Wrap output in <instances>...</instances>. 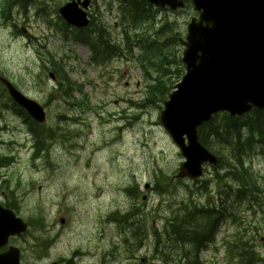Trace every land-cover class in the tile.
<instances>
[{
    "label": "rangeland",
    "instance_id": "1",
    "mask_svg": "<svg viewBox=\"0 0 264 264\" xmlns=\"http://www.w3.org/2000/svg\"><path fill=\"white\" fill-rule=\"evenodd\" d=\"M53 6L54 3L50 8ZM171 14L170 12L160 14L158 21L176 20L183 25L189 15L184 11L173 14V16ZM114 23L115 20L111 24ZM41 27L43 28V26ZM32 32L38 35L41 31L33 29ZM158 39L165 41L163 35ZM42 44H44L43 41ZM171 50L168 51V57L173 56ZM142 51L152 53L154 49L143 47ZM74 52L78 59L69 60L71 78L73 80L91 79L88 84V89L91 91L90 103L96 105L98 101L104 102L100 111L101 116H104V112L113 111H118L119 115L109 116L107 124H104V120L98 117V114L88 113L83 116L80 122L81 125H84L83 133L80 135L83 140L81 141L75 137L77 134L71 124L57 125L54 123L60 112L64 114V118L66 115H71L64 104L57 105L56 103L55 108L48 109L47 123L49 127H54V131L57 133L54 139L55 146L49 150L43 142L38 141L41 142L44 156L33 161L32 150H23L21 146L14 144V142L23 143L28 138L26 132H29V129L24 123L27 122V119L21 118L19 115L15 116L12 109H3V116L0 114V142H4V144L0 145V154L10 157L15 155L17 162L11 167V161L0 156V159L7 160L6 167L0 166V188L7 185L14 189L11 191L13 200L14 202L20 200V210L27 217L38 206L43 208L46 216L60 213L107 215L115 211L124 212L129 204L127 196L123 192L124 188L129 184L133 185L135 180L141 183L148 181L149 173L153 170H158L162 175L170 174L180 161L177 149L158 126L159 110L152 106L139 109L136 105V102L144 98L146 84L135 64L115 61L110 66L109 72H104L85 62V56L88 54L85 47H75ZM65 56L71 57L72 50L67 49ZM34 65H37L34 49L28 48L24 39H11L10 32L0 28V70L13 78L28 83L32 80L33 74L38 72ZM112 78L109 85L108 82ZM166 78L158 84L162 86ZM46 82L47 90H49L52 88V84L47 80ZM31 92L35 94L34 91ZM6 105V103L0 102V109ZM122 108L123 112L120 113ZM120 117L125 119L122 124H130L131 128L119 134L118 140L112 144V138L116 134L112 122ZM56 122L58 123V121ZM88 124L95 132L93 135H88L87 139L88 129H90ZM5 128L6 130H4ZM104 141L109 145L112 144L113 147L105 155L99 156L94 150ZM257 152L258 150H254L249 160L258 156ZM14 161H16L15 158ZM253 167L264 179V156L257 157L253 161ZM19 180H21V184H19ZM263 184L264 181L259 184V187H262ZM152 185L156 195L151 198L149 204L151 208L159 202V197L165 202L186 197L183 187L167 197L165 185L160 179H155ZM206 187L210 186L206 185ZM134 189L138 191L137 187ZM8 195L6 190L0 191V200H5ZM132 198L135 199L133 196ZM137 209L140 211L137 215L135 214L136 219H143L145 212L136 202L133 203L127 214ZM47 219L50 221L52 218ZM38 221L37 226L48 228L43 217ZM115 224V222H106L103 230L109 233ZM42 228L36 229L42 231ZM181 231L185 233L186 228L183 227ZM233 232L232 228H224L220 236L217 237L216 243L200 253L204 264H228L225 251L219 250L217 246L218 243L221 244L224 235H230ZM57 249L58 246L55 245L53 251ZM249 253L252 254L254 261V253L249 247L243 251L244 259L249 261ZM26 258V261L30 262L27 254ZM34 261V258L31 259V262ZM255 264H259V261L255 260Z\"/></svg>",
    "mask_w": 264,
    "mask_h": 264
},
{
    "label": "water",
    "instance_id": "2",
    "mask_svg": "<svg viewBox=\"0 0 264 264\" xmlns=\"http://www.w3.org/2000/svg\"><path fill=\"white\" fill-rule=\"evenodd\" d=\"M194 1L197 9L204 11L200 25L206 22L208 27L200 29L192 25L190 28L193 42L189 53L193 61L178 95L181 102L171 108V115L164 121L172 132L190 130L197 145V127L209 120L212 113L235 104L244 109H250L249 104L264 105V63L256 57V53L262 52L264 61V0ZM171 3L175 8L178 6L175 0ZM257 7L263 13L256 11ZM74 12L72 9L62 11L72 23ZM255 18L263 22L254 27L250 22ZM198 52L202 55L198 56ZM11 92L37 120H45L39 105L14 90ZM200 151L201 158L195 160L198 165L208 157ZM26 228L21 220L0 208V247L7 244L11 235L21 234ZM18 261L19 252L13 248L0 256V264H18Z\"/></svg>",
    "mask_w": 264,
    "mask_h": 264
},
{
    "label": "trees",
    "instance_id": "3",
    "mask_svg": "<svg viewBox=\"0 0 264 264\" xmlns=\"http://www.w3.org/2000/svg\"><path fill=\"white\" fill-rule=\"evenodd\" d=\"M124 7L127 11L128 28L124 27L121 31L120 41L111 42L109 35H99L97 38L98 43L94 44L92 42L94 39H92L90 35L89 37L86 35H83L82 37L92 43V45L96 48L98 56L100 57H107L112 54L113 51H115L116 54L132 56L129 55L128 52L133 50L134 53H137L136 60L144 69L145 73L150 75H155L156 72L163 75L170 74V67H177V65H179V60L176 54L177 39L174 37L172 30H169L168 25H165L164 28L156 32V17L154 18V15L150 13L148 9L150 6L147 5L144 0H127ZM147 18H150L151 22H148L146 20ZM155 34L156 36L163 35L165 37V41L154 38ZM143 47L146 49H154V52L144 53L142 51ZM170 49H172L171 52H173V56L168 57L167 54ZM62 84V87H64L67 92L68 90L66 88V84ZM4 108L7 109L6 106L0 109L1 115ZM23 113V110L16 111V115H19L21 118L24 117ZM31 130L33 132H41L43 137L50 136L48 131L43 128H38L34 124H31ZM205 134V140H209L210 143L215 146L217 153L220 156L221 165L225 163L222 168L230 170L227 166V159L225 157L226 154L235 160H248L251 157L252 152H254L252 148L247 149V146L252 144L254 137L257 134H264V110L255 109L248 115L238 118H229L227 116H223L221 118L216 117L205 127ZM244 134H248V137L245 139H243ZM224 151L226 152L224 153ZM6 161V159H0V166L2 165L3 168L6 167ZM231 171L234 170L232 169ZM220 179L228 186H236V182L231 176L224 175L221 176ZM251 193L255 194L254 191H251ZM137 194V189H134L132 196L135 199ZM175 205L178 204L175 202ZM191 210L192 207L189 206L182 208L180 210L181 219H188ZM139 211L131 212L130 215H137ZM178 223L182 226H188L190 224L189 221H180ZM195 223L196 224L193 226L192 230L189 231H192L194 235L205 232V226L199 224L198 221H195ZM35 224L38 225L39 221H34V225ZM181 229L182 228L178 227L179 231H181ZM197 240H199V238H195V242H197ZM200 240L201 241L196 244L201 243L202 239ZM248 256L250 257L249 261L252 262V254L249 253Z\"/></svg>",
    "mask_w": 264,
    "mask_h": 264
},
{
    "label": "bare ground",
    "instance_id": "4",
    "mask_svg": "<svg viewBox=\"0 0 264 264\" xmlns=\"http://www.w3.org/2000/svg\"><path fill=\"white\" fill-rule=\"evenodd\" d=\"M139 110V109H138ZM28 122V121H27ZM33 134H35V136H36V138H37V140L38 141H43L44 140V137L41 135V133L39 132H34ZM45 135V134H44ZM41 142H39V144L41 143ZM251 158V157H250ZM249 160V159H248ZM233 187H235V186H233ZM14 203H16V204H18V201H16V202H14ZM136 211H139V209H137ZM129 217H132V215H130V214H127ZM133 216H135L136 217V215H133ZM139 216H142V215H139ZM110 221V220H109ZM115 221V220H114ZM201 240L199 239V240H197V242L196 243H198V242H200ZM189 260V259H188Z\"/></svg>",
    "mask_w": 264,
    "mask_h": 264
},
{
    "label": "flooded vegetation",
    "instance_id": "5",
    "mask_svg": "<svg viewBox=\"0 0 264 264\" xmlns=\"http://www.w3.org/2000/svg\"><path fill=\"white\" fill-rule=\"evenodd\" d=\"M126 1H127V0H123L124 5H125ZM94 4H95V3H94ZM90 5H91V4H90ZM95 5H96V4H95ZM95 5L92 6L91 11L95 9ZM141 218H142V217H141ZM131 219H134V220H136V221H138V222H140V223L143 221V219H140V218H139V220L136 219L135 216H132ZM107 222H108V223H113V222L116 223V221H114V220H110V221L108 220ZM79 254H80V253H79Z\"/></svg>",
    "mask_w": 264,
    "mask_h": 264
}]
</instances>
